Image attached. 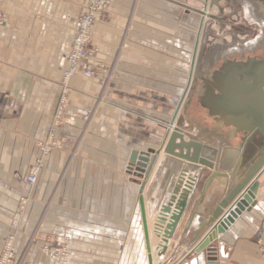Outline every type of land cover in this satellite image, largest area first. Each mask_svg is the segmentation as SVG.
I'll return each mask as SVG.
<instances>
[{
	"label": "crops",
	"instance_id": "crops-1",
	"mask_svg": "<svg viewBox=\"0 0 264 264\" xmlns=\"http://www.w3.org/2000/svg\"><path fill=\"white\" fill-rule=\"evenodd\" d=\"M84 1L0 0V10L8 17L0 27V251L5 235L14 232L19 253L26 252L34 264H57L54 255L43 250L47 236L66 241L69 264H149L143 204L154 264H168L183 254L174 264H208L211 255L219 264H264V167L256 178V205L209 247L194 251L211 231L204 228L196 239L201 223L210 219L233 186L242 135L219 124L197 95L187 98L177 115L193 73L202 17L192 7L191 13H182L177 3L165 0H112L114 23L100 24L97 33L114 45V58L118 46L125 47L114 73V132L106 136L94 129L74 150L93 107L84 92L97 90L86 83L83 92L72 96L63 128L65 147L45 157L35 185L26 182L39 156L36 143L48 135L56 103L55 76L65 65L66 46ZM25 45L28 52L23 53ZM196 106L206 116L198 115ZM177 116V121L184 118L179 126L185 138L203 144L202 157L215 163L214 169L165 153ZM134 150L159 153L147 180L131 164ZM218 170L229 176L211 178ZM175 180H181L179 189L186 190L199 183L167 250L156 259L159 211L169 201ZM24 194L31 198L20 216L16 206Z\"/></svg>",
	"mask_w": 264,
	"mask_h": 264
},
{
	"label": "rangeland",
	"instance_id": "rangeland-1",
	"mask_svg": "<svg viewBox=\"0 0 264 264\" xmlns=\"http://www.w3.org/2000/svg\"><path fill=\"white\" fill-rule=\"evenodd\" d=\"M165 1L168 3H177V5L182 8V13H191L189 10L191 9L190 7L197 11V9H202L204 5V2H197L199 0ZM136 2H139V0H135V3ZM112 5V0H85L82 10L78 13L75 26L70 34L69 43L66 46L65 65L59 76H55L56 78L54 80L57 93L56 103L52 114V122L47 137L45 139H39L36 143L39 149V156L34 163L31 164L30 171L31 167H33L38 160L42 161V170L45 157L52 151L61 150L65 147L67 137L63 128L69 114V106L72 102V96L74 93L79 92V90L83 92L86 83L90 84L92 87L96 85L97 90L96 92L93 90L84 92V94H87L92 98L93 107L91 108L89 117L84 120L82 124L83 128L81 135L75 142L74 150L76 151L86 133L88 134L96 130L97 132L102 131V133L107 136L111 131L114 132V73L119 56L121 55V52L125 50V47L123 44L119 45L118 49H116L117 52L114 58V45L107 44L109 42L105 41V39L100 37L97 33V28L100 24L110 26L114 23V15L116 13L113 10ZM210 6L212 7V12L216 13L217 16L222 19H211V22L208 21L204 26L201 37L203 43H199L196 59L199 63L198 68L202 70L212 65L214 59H210L211 57L217 58L223 53L228 55L233 54L234 57H240V45H249L250 43L253 47L244 50L247 52L246 54H249L252 52L251 50H254V47L258 45V38L263 34V29L261 28L260 23L253 18L254 13L249 11V9L246 11V3L232 0L229 4L227 0H220L218 5H212L211 3ZM221 8L223 10H221ZM224 12L225 14H223ZM196 13L199 12L197 11ZM87 16L90 17L92 21L87 29H84L83 23L87 19ZM209 17L211 18V15H209ZM6 19H8L7 15L3 10H0V27ZM79 41H81V43H79ZM28 47L29 45H25L23 53L28 52ZM107 47L110 50L106 49ZM253 53L254 52L251 54ZM9 55L10 51L7 53V56ZM221 60V58L215 59L214 65L210 68H217ZM203 62H207V64L203 66ZM87 74H89V76H86ZM7 78L10 80L12 76H7ZM37 78L50 79L49 77L42 76H38ZM32 79L35 83L36 77H33ZM186 101L187 99L183 103L185 104ZM196 109H198V112H196L198 115L206 116L198 106H196ZM94 118L97 119V121L94 122ZM98 122L102 123V129L99 128L100 124H98ZM95 124H97L96 127ZM51 134L54 135L52 142L50 140ZM48 145L52 146L46 153L44 150H46ZM75 151H73V154ZM30 171L27 177L29 176ZM136 176V178H138V176L141 177L138 174H136ZM27 177L26 182H28ZM199 181L194 188L189 189L187 187L188 189L186 190V188L179 189L182 184L181 180H175L169 201L165 203L171 204L172 212H176L179 209L177 207L178 200L185 195L190 196L196 189ZM29 186L32 187V185ZM184 191L187 192L185 193ZM30 198L29 194H24L18 200L16 210L20 216L24 215ZM162 207L163 205L160 207L159 211L160 214H162L161 217L163 216ZM170 215L171 214H168L166 216V221L162 222V220H158L157 223L156 239L154 238L155 242L159 241L158 248L154 251L156 259L162 254H160V252L162 251L163 246L167 248L171 239L165 234L167 221H169ZM234 223L235 222H233V224ZM229 228H227V230ZM35 235L37 236L38 233ZM10 239H13L11 246H9ZM45 240L47 243L43 247L44 252L48 255H54L57 264H69L70 249L66 241L59 240L54 236H47L45 237ZM19 254L20 253L16 247V233H7L4 237L2 249L0 251V264H34L27 260L26 252ZM183 255H180L179 259H182L184 257ZM174 258L168 264H174L176 260H174ZM179 259H177L176 262H178Z\"/></svg>",
	"mask_w": 264,
	"mask_h": 264
},
{
	"label": "water",
	"instance_id": "water-1",
	"mask_svg": "<svg viewBox=\"0 0 264 264\" xmlns=\"http://www.w3.org/2000/svg\"><path fill=\"white\" fill-rule=\"evenodd\" d=\"M219 1L211 0V3L218 5ZM221 10L223 9L221 8ZM197 11L202 12L199 9ZM214 18L219 19L217 16ZM196 58L197 45L193 56V67ZM210 67L212 65L204 74L200 73V68H194L187 96L193 98L194 95H197L201 105L219 124L232 128L235 135H242V143L239 145L242 156L231 176L234 180L233 186L217 205L210 219L200 225L196 239L200 238L204 228L211 227V231L195 247L194 251L197 253L209 247L217 235L224 233L245 210H251L256 205L255 197L259 186L256 178L264 167V59L249 57L246 61H238L231 59L230 55H226L223 63L217 69L211 71ZM182 101L183 97L178 109L182 105ZM182 123H184L183 117L178 119L177 127L170 133L164 147L165 153L190 163L214 169L215 163L202 157L203 144L195 139L187 140L185 138V133L178 127ZM248 147L250 150L245 154ZM157 158V151L145 154L134 150L130 161L136 171L144 172L143 178L147 180ZM228 176L218 170L213 173L211 178ZM188 198L189 196L185 195L178 200L177 207L179 209L176 212H172L171 204L163 205L162 222L167 220L168 214H171L165 231L167 237H173L178 222L186 209ZM142 211L147 248L151 252L150 231L143 204ZM166 249L163 246L160 254L164 253ZM149 264H153L152 254L149 256ZM208 264H218L217 257L209 256Z\"/></svg>",
	"mask_w": 264,
	"mask_h": 264
},
{
	"label": "flooded vegetation",
	"instance_id": "flooded-vegetation-1",
	"mask_svg": "<svg viewBox=\"0 0 264 264\" xmlns=\"http://www.w3.org/2000/svg\"><path fill=\"white\" fill-rule=\"evenodd\" d=\"M231 1L228 3L230 4ZM238 1H240L242 3H246V11H248L247 9H249V11L253 12L254 13V16H253L254 20L259 22L260 25L261 24L264 25V0H238ZM210 4H211V0H210ZM211 13H213V12H211ZM213 14L217 15L216 13H213ZM223 14H225V12ZM219 18H221V17H219ZM213 20H215V19H213ZM262 35H260L258 40L261 38V36H262V39L259 40L258 45L254 48V50H252V52H254L253 54H251L252 52H250L249 54H246V55L240 56V57H234L233 55H230V58L236 59L238 61H246L249 57H251L252 59H259V60L264 59V33ZM247 47H248V44L240 45L241 49H246ZM240 51L242 53L244 50H240ZM223 61H224V58L221 60L219 66L223 63ZM212 65H214V63H212ZM212 70H215V68H213V69L211 68V71Z\"/></svg>",
	"mask_w": 264,
	"mask_h": 264
},
{
	"label": "bare ground",
	"instance_id": "bare-ground-1",
	"mask_svg": "<svg viewBox=\"0 0 264 264\" xmlns=\"http://www.w3.org/2000/svg\"><path fill=\"white\" fill-rule=\"evenodd\" d=\"M211 4H210V0H206V2H205V4H204V9H199V10H201L202 12H200L199 13V15H201L202 17H201V22H200V31H199V37H198V40H197V43H196V45H197V53H198V49H199V43H203L202 42V39H201V37H202V35H201V33H202V28H203V23H204V21H205V24H207V22L208 21H210L211 19L213 20L214 19V17H216L217 15H214L213 13H211L212 11V7L210 6ZM209 15H211V18L209 17ZM213 17V18H212ZM218 17V16H217ZM216 20H218V19H216ZM219 20H220V18H219ZM211 22V21H210ZM209 22V23H210ZM85 24V27H86V29H87V27L90 25V24H88V20L84 23ZM205 24H204V26H205ZM203 34V33H202ZM201 40V41H200ZM80 45V44H79ZM240 50H245V49H240ZM197 59V58H196ZM196 65H197V60L194 62V67L192 68V70L194 71L195 69V67H196ZM192 71V72H193ZM86 76H89V74H87ZM190 83V82H189ZM189 85V84H188ZM188 89H189V86H188ZM188 89H187V91H185V93L183 94V102L187 99V93H188ZM182 99V98H181ZM183 105H184V103H183ZM183 105H181V108L179 109V111H178V116L180 115L179 113H180V111H181V109L183 108ZM178 116L176 117V122H175V124H174V127L173 128H170L169 129V134L174 130V128L175 127H177V118H178ZM181 130H182V132H184V133H186L180 126H178ZM186 135V134H185ZM168 136V135H167ZM168 139V138H167ZM46 153H47V151H45ZM158 156H159V153H158ZM241 157V156H240ZM41 167H42V165H41ZM41 167H40V169H39V171H38V176H39V173H40V171H41ZM36 183V182H35ZM35 183L34 184H29V185H35ZM161 220V219H160ZM233 225V223L230 225V226H232ZM229 226V227H230ZM228 227V228H229ZM225 233V232H224ZM220 234H223V233H220ZM207 236V235H206ZM150 239H151V236H150ZM151 247V246H150ZM151 254H152V249H151ZM152 260H153V254H152ZM153 264H154V262H153ZM218 264H219V262H218Z\"/></svg>",
	"mask_w": 264,
	"mask_h": 264
},
{
	"label": "built area",
	"instance_id": "built-area-1",
	"mask_svg": "<svg viewBox=\"0 0 264 264\" xmlns=\"http://www.w3.org/2000/svg\"><path fill=\"white\" fill-rule=\"evenodd\" d=\"M87 19L84 21V23L88 20V24H91V19H90V17H86ZM83 23V27H84V29H86V27H85V24ZM79 43H81V41H79ZM81 45V44H80ZM182 105H183V101H182ZM180 108H181V106H180ZM179 108V109H180ZM179 109H178V111H179ZM178 111H177V113H178ZM178 115V114H177ZM53 136L54 135H52L51 134V136H50V140H51V142H52V139H53ZM51 146L52 145H48L47 146V148H46V150H44V151H47V150H49V149H51ZM41 165H42V161L41 160H38L36 163H35V165L33 166V167H31V171H30V174H29V176L27 177V183L28 184H34L36 181H37V179H38V171H39V169H40V167H41ZM13 239H10L9 240V246H11V243L13 242L12 241Z\"/></svg>",
	"mask_w": 264,
	"mask_h": 264
}]
</instances>
